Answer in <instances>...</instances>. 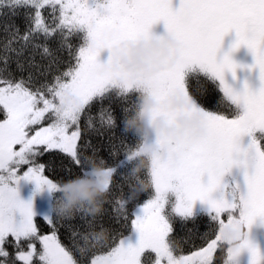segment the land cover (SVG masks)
Segmentation results:
<instances>
[{
    "label": "snow or ice",
    "instance_id": "6c2138e0",
    "mask_svg": "<svg viewBox=\"0 0 264 264\" xmlns=\"http://www.w3.org/2000/svg\"><path fill=\"white\" fill-rule=\"evenodd\" d=\"M158 20L178 42L174 62L146 72L116 67L114 54L154 35ZM229 30L231 48L247 46L259 69L254 90L224 81L236 63L227 53L218 61L216 50ZM192 66L216 77L221 94L198 77L191 92ZM141 93L185 96L202 114V133L179 143L157 137L148 168L137 171L149 141L128 130L127 118ZM89 176L99 191L66 202L65 182ZM21 181L33 184L27 199ZM34 195L44 197L40 212ZM257 223L264 0H0V264H240L244 253L246 264H264L250 234ZM97 232L102 242L83 243Z\"/></svg>",
    "mask_w": 264,
    "mask_h": 264
},
{
    "label": "rangeland",
    "instance_id": "374dc122",
    "mask_svg": "<svg viewBox=\"0 0 264 264\" xmlns=\"http://www.w3.org/2000/svg\"><path fill=\"white\" fill-rule=\"evenodd\" d=\"M179 0H171L173 7L177 6ZM150 31L154 33L151 38H162L165 35L164 23L162 20L156 21L150 27ZM228 33V34H227ZM139 39V38H138ZM145 39V38H144ZM146 39V40H147ZM235 39V33L229 30L222 37L219 48L216 50V59L219 61L225 53L236 63L234 71L227 68L224 69L223 78L226 83L231 85L234 89L240 90L245 83L249 88L255 89L260 85L259 69L253 64V56L251 51L244 44L239 45L237 48L232 49L231 44ZM130 40V41H135ZM127 41L122 46L125 48ZM107 57V49L101 50L99 59L103 61ZM163 62V61H161ZM252 65V67H249ZM198 67V66H197ZM199 69V68H198ZM143 98L147 97L148 102L142 110V120L144 122L145 137L148 138V143L144 144V151L151 157L158 150V144L155 142L157 137L166 138L174 143L189 141L197 138L202 133L201 127V113L192 110L188 106L187 98L181 94L173 93L166 96L163 100H158L150 93H141ZM163 105L165 111L159 112L157 108ZM241 110V109H240ZM197 119L194 121L193 118ZM81 182L89 186H95L94 177H84L75 183ZM33 184L30 181H21L19 185V194L22 198L27 199L32 194ZM44 197L42 195H34L33 203L37 212L43 210ZM260 232L252 226L251 238L264 249V225L259 226ZM135 239V236H132ZM247 254L244 253L240 257V264H246Z\"/></svg>",
    "mask_w": 264,
    "mask_h": 264
},
{
    "label": "trees",
    "instance_id": "16d2710c",
    "mask_svg": "<svg viewBox=\"0 0 264 264\" xmlns=\"http://www.w3.org/2000/svg\"><path fill=\"white\" fill-rule=\"evenodd\" d=\"M194 77H198L203 82L210 84L214 92L217 95L221 94V90L219 88V80L216 77H210L208 74L200 72L197 66H192L191 68H188L185 70V82L187 83L189 90L191 92L195 93L196 89L200 86L199 82ZM145 103H146L145 99L141 95H139L137 99L136 108L131 113H129L128 118H127L128 130L132 131L134 135L137 136L138 140L145 137L144 122L142 120V110L145 106ZM239 111L240 109H235L230 113V115H236L238 114ZM141 151L143 155L139 157L138 163L133 165V167L137 171H140L142 169L146 170L149 165L150 156L148 153L144 151V144H142L141 146ZM80 179H83V178L65 182V186L61 190V195L64 197L66 202L76 203L81 200H86L88 199L89 195H94L96 192L99 191L98 187L88 185L89 192L87 194H77L75 192V186H76L75 183L79 181ZM55 206L63 208V205L57 204ZM105 238L106 237L104 233L97 232L94 236H90L86 238L83 241V243L85 245H91L93 243H100Z\"/></svg>",
    "mask_w": 264,
    "mask_h": 264
},
{
    "label": "clouds",
    "instance_id": "9594fccd",
    "mask_svg": "<svg viewBox=\"0 0 264 264\" xmlns=\"http://www.w3.org/2000/svg\"><path fill=\"white\" fill-rule=\"evenodd\" d=\"M177 46L175 37L168 34L162 38H139L128 42L125 48L114 54V65L129 72L154 70L174 62ZM144 99L148 102L147 97ZM196 119L193 118L194 121Z\"/></svg>",
    "mask_w": 264,
    "mask_h": 264
},
{
    "label": "flooded vegetation",
    "instance_id": "af4514ba",
    "mask_svg": "<svg viewBox=\"0 0 264 264\" xmlns=\"http://www.w3.org/2000/svg\"><path fill=\"white\" fill-rule=\"evenodd\" d=\"M227 34H228V33H227ZM253 226H254V228L257 230V232H260V228H259L260 224H259V223L255 224V225H253Z\"/></svg>",
    "mask_w": 264,
    "mask_h": 264
}]
</instances>
